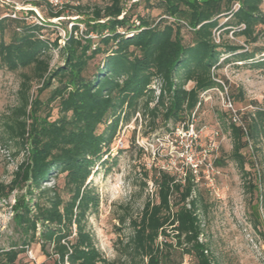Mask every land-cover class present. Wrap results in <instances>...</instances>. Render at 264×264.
Here are the masks:
<instances>
[{
    "label": "trees",
    "instance_id": "obj_1",
    "mask_svg": "<svg viewBox=\"0 0 264 264\" xmlns=\"http://www.w3.org/2000/svg\"><path fill=\"white\" fill-rule=\"evenodd\" d=\"M101 1L93 7L75 6L78 15H85L80 21L86 29L73 24L63 43L61 36H45L49 20L39 24L25 16H0V66L20 76L17 104L0 118L2 133L27 152L13 179H0V200L25 188L12 206L24 235L22 247H1L0 264H17L25 246L34 241L47 257H55L54 264H114L101 253L87 225L100 202L89 179L110 152L120 122L139 113L150 118L145 135L156 133L160 124L171 134L197 113L203 91L223 89L216 68L228 61L264 66V45L259 44L264 37L263 0ZM32 3L41 5L40 0ZM66 7L51 9L48 19L64 15ZM155 10L157 15L152 14ZM23 13L35 15L33 9ZM230 33L243 43L231 39ZM54 50L62 60L57 65L52 64ZM155 80L158 89L152 84ZM188 82L194 83L191 88ZM46 90L49 95L43 100ZM227 112L219 115L232 137L229 157L246 191L256 193L251 213L253 227L259 230L264 208L261 177L251 179L244 149L250 142L256 147L264 134V98L254 112L242 116L245 128L231 121ZM154 169L153 176L145 172L144 178L152 179L158 201L149 199L138 216L120 219L131 231L122 246V264H168L176 248L195 264H216L209 243L201 239L202 198L193 170L188 166L177 178ZM61 174L65 196L47 185Z\"/></svg>",
    "mask_w": 264,
    "mask_h": 264
},
{
    "label": "rangeland",
    "instance_id": "obj_2",
    "mask_svg": "<svg viewBox=\"0 0 264 264\" xmlns=\"http://www.w3.org/2000/svg\"><path fill=\"white\" fill-rule=\"evenodd\" d=\"M33 1L0 0V16L16 13L17 16H25L28 22L39 24L49 20L52 23L43 32L52 40L61 36L60 43H63L67 30H71L73 24H78L81 31L86 29L85 24L80 21L85 15H78L75 6L83 4L93 7L102 3L101 0H63L67 4L64 15L48 19L51 9L56 10L57 7L52 5L51 8L46 3L47 0H40V6H35ZM28 9H33L35 15L23 13ZM262 9L264 12V0ZM152 14L157 15L158 11L155 10ZM185 36L186 40L190 37L187 33ZM228 36L243 43L242 39L231 33ZM5 37L8 39L9 34ZM259 44L264 45V37ZM54 54L52 64H60L62 60L58 51L54 50ZM215 71L223 89L213 88L203 97L194 121L197 140L183 131H175L169 136L162 124L156 133L147 136L144 132L150 130L149 116L143 117L135 113L127 122H120L111 150L102 158L105 161H99L94 167L89 180L99 192L100 202L97 211L89 216L87 227L101 253L114 264L125 262L122 246L131 232L128 225L122 224L120 219L123 216H138L149 199L158 201L155 185L150 178L154 168L169 171L181 178L189 166L190 156L195 160L212 161L214 165V171H210L209 177L203 167L200 174L196 175V182L202 198L199 202L203 227L201 239L209 243V251L216 259V264H264V208L260 209L263 224L257 230L253 227L254 216L251 213L252 204L257 202L256 193L246 191L237 164L230 160L232 137L225 130L219 115L220 112H227L223 105L226 91L244 118L258 108L264 98V66L244 61H228ZM19 83V72L0 66V118L17 104ZM152 84L158 89L157 80ZM193 84L188 82L186 87L191 88ZM37 87L38 84L35 83L34 93ZM48 95L46 90L41 98L45 100ZM52 105L55 118L58 114L57 106L55 103ZM227 113L225 120L229 121ZM244 153L251 179L257 181L261 177L259 184L262 185L261 191L264 194V134L256 147L250 142ZM26 158L25 149L3 137L0 120V179L10 182ZM220 158L223 163L218 164L217 160ZM145 172L150 176L148 179L144 178ZM145 181L147 185L143 184ZM47 185L55 186L66 195L63 174L51 177ZM24 191L25 188L16 190L9 199L0 200V248H8L13 243L18 244V248L22 247L24 235L14 221L12 206L15 195ZM168 232L173 235L171 231ZM163 240L164 236H160L159 241ZM167 240L175 242L171 237ZM54 258L47 257L40 244L34 241L25 246L17 264H54ZM168 264L195 262L191 256L176 248L172 249Z\"/></svg>",
    "mask_w": 264,
    "mask_h": 264
},
{
    "label": "built area",
    "instance_id": "obj_3",
    "mask_svg": "<svg viewBox=\"0 0 264 264\" xmlns=\"http://www.w3.org/2000/svg\"><path fill=\"white\" fill-rule=\"evenodd\" d=\"M48 1L52 5L56 6L57 8H61L64 5L63 0H48ZM9 15L11 17H17L16 13L9 14ZM212 90H213V88L202 92V94L200 96V102L198 104V107L201 105L203 97ZM223 105L226 108V110L229 111L231 121L238 123L245 128V124H244L242 115L239 112V110L234 106V102L232 101L231 97L229 96L228 91H226L225 96H223ZM195 115H196V110L192 113L191 118H189L186 122H183L182 124L178 125L175 128V131H183L184 133L189 134L193 139L197 140L198 133L195 129V123H194ZM175 131H173L172 133H174ZM168 135L170 136V134H168ZM189 159H190L188 161L189 167L193 170V173L195 175H199L200 172L202 171L203 167H205V170H206L205 172H207L208 177L210 176V171L211 170L214 171V165H213L212 161L195 160L191 156Z\"/></svg>",
    "mask_w": 264,
    "mask_h": 264
}]
</instances>
